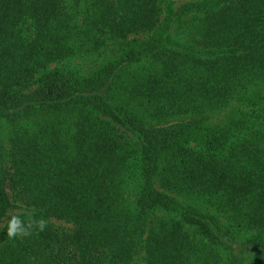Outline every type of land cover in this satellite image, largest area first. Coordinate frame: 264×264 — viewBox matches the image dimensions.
<instances>
[{"label": "trees", "instance_id": "trees-1", "mask_svg": "<svg viewBox=\"0 0 264 264\" xmlns=\"http://www.w3.org/2000/svg\"><path fill=\"white\" fill-rule=\"evenodd\" d=\"M0 264H264V0H0Z\"/></svg>", "mask_w": 264, "mask_h": 264}, {"label": "rangeland", "instance_id": "rangeland-1", "mask_svg": "<svg viewBox=\"0 0 264 264\" xmlns=\"http://www.w3.org/2000/svg\"><path fill=\"white\" fill-rule=\"evenodd\" d=\"M116 46H111L110 48L106 49L105 51L101 52H94L90 53L87 55H81V56H75L72 58H68L65 60V64L78 67L80 68L83 72L88 73L94 70L95 68H98L103 62L106 61V59L111 55V52L113 49H115ZM235 104H231L227 108L221 110L219 113L214 115L213 119H219L225 116L229 111L233 109ZM5 132H8V129H6ZM6 136V135H5ZM53 223L57 226L61 227H66L69 228L71 227V224L64 220H59L56 218H51Z\"/></svg>", "mask_w": 264, "mask_h": 264}, {"label": "clouds", "instance_id": "clouds-1", "mask_svg": "<svg viewBox=\"0 0 264 264\" xmlns=\"http://www.w3.org/2000/svg\"><path fill=\"white\" fill-rule=\"evenodd\" d=\"M18 208L20 212L11 214L6 220L4 228L7 229V237L9 238H25L33 235L34 230L37 232H43L47 227V221L43 218L34 219L32 213H28L29 219L25 221L22 219L24 213V204L18 202Z\"/></svg>", "mask_w": 264, "mask_h": 264}]
</instances>
